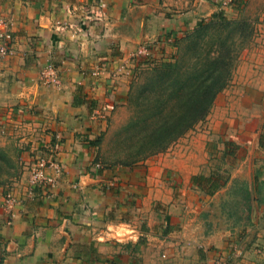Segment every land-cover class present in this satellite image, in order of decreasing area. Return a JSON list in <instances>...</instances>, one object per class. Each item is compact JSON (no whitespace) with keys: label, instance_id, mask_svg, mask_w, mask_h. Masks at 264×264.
Returning <instances> with one entry per match:
<instances>
[{"label":"crops","instance_id":"0c3cea01","mask_svg":"<svg viewBox=\"0 0 264 264\" xmlns=\"http://www.w3.org/2000/svg\"><path fill=\"white\" fill-rule=\"evenodd\" d=\"M223 1L209 0L207 15L220 10L237 21L250 10L264 21V0ZM199 22L165 16L147 0H0V44L4 32L11 34V53L0 58V128L24 127L20 142L31 144L26 164L44 157L61 166L58 174L46 168L58 178L51 191L24 177L0 185V264H264L260 52L234 74L231 88L239 97L226 103L228 116L214 113L208 136L191 140L204 149L219 129L217 118H227L226 147L235 164L228 162L222 171L227 183L214 193L194 176L221 171L192 144L177 143L134 166L95 159L98 128L125 101L140 49L150 46L156 57H167L174 40L159 46L158 39L179 38ZM50 64L59 84L44 75ZM235 179L246 182L255 213L250 216L242 199L241 225L205 234L199 213L189 212L215 202ZM9 193L16 200L12 209L6 206Z\"/></svg>","mask_w":264,"mask_h":264},{"label":"rangeland","instance_id":"374dc122","mask_svg":"<svg viewBox=\"0 0 264 264\" xmlns=\"http://www.w3.org/2000/svg\"><path fill=\"white\" fill-rule=\"evenodd\" d=\"M147 2L150 3V6H153V9L165 14V16L182 18L187 22H193L197 19L200 22L198 25L189 27L185 35L173 41L174 51L171 55L156 57L155 52H153L148 58L137 57L140 60L136 61L134 65L131 88L125 101L115 106L107 114L106 124L98 128V132L96 133L94 143L96 147L95 159L104 165L121 164L120 162L125 165H138L146 159L166 153L171 147L176 146L180 142L185 145L192 144V147L195 149L194 143H191V140H195L194 137L198 136L199 133L208 136V132L210 131L208 123L212 122V115L214 113H218V115L225 113L228 116V112H225V108L228 107L226 103L235 102L239 97V94L236 93L237 91L231 88L232 85H235L233 81L238 70L241 71L242 67L247 66V63L244 62H247L248 57L256 55L259 52L264 55L261 51L264 50V32L261 31L264 26H259V23L262 24L264 21L260 20V15L257 12L251 13L250 10L246 11L243 16L238 17L240 18L238 22H233L228 21V16H219L220 10L212 15H207L209 13L208 5H211L209 0H147ZM222 41L228 47V63L229 60H233L234 73L228 85L217 96L207 117L195 124L165 150L148 155L142 159H136L137 149L134 143L148 136L138 128L139 121L145 119L144 116L150 113V108L155 106V99L159 95L154 92L155 88L148 84V79H146L148 74L153 72L152 69L168 64H178L182 68V71L188 73V68L191 65H195L196 61L200 60L204 62L206 58L217 55L220 49L218 46ZM251 63L254 64V62L250 61L249 64ZM175 76L171 75L168 84H164L167 91L174 87L172 82ZM225 89L232 91L224 93ZM168 103L171 105L172 100L168 101ZM142 110H146L144 115H140L143 114ZM98 117L101 116L98 114ZM217 119L219 121V125L217 122L219 129L216 130V136L212 137L211 140L206 139L204 149H195V153L204 156L209 162L213 161L211 167L216 172L221 171V173H217L216 175H221L222 179L220 182H222L226 176L222 171L228 168V162L233 165L235 163L230 161L231 158L228 156V148L226 147L228 145L227 118L221 117ZM25 133L24 127L17 123H14V126L0 128V151L10 162L7 167L9 175L2 179V185L4 186H12L23 177L29 183L33 160L29 161L30 164H26L24 155L27 150H30L31 144L20 142V137ZM184 139L188 141H184ZM226 165L227 167H225ZM241 183V181L234 183L233 188L235 189V193L225 191L216 198L215 202H211L210 205L207 203V207L189 212V215L199 213L205 234L208 235L218 229L241 225L236 220L239 218L241 210L239 203L242 197L246 198L240 191ZM8 196L15 200L13 193H9ZM200 201L205 202L203 199H200ZM244 201L250 204L251 197L249 200L244 199ZM246 209L249 210L250 216L256 211V208H252L251 205ZM186 215H188L187 212Z\"/></svg>","mask_w":264,"mask_h":264},{"label":"trees","instance_id":"16d2710c","mask_svg":"<svg viewBox=\"0 0 264 264\" xmlns=\"http://www.w3.org/2000/svg\"><path fill=\"white\" fill-rule=\"evenodd\" d=\"M218 47L220 49L217 55L206 58L204 62L196 61L195 65L188 68V73L182 71L178 64H168L152 69L153 72L148 74L146 78L148 84L154 87V92L159 95L155 99V106L150 108V113L144 116L145 119L139 121L138 128L148 136L134 143L137 149L136 159L165 150L195 124L207 117L217 96L228 85L234 73L233 60H229L228 63L227 45L225 46V42L222 41ZM171 75H176L174 80L172 79L174 87L167 91L164 84H168ZM170 100H172L171 105L168 103ZM142 113L140 115H144L146 110H142ZM9 164V160L0 151V185H2V179L9 175L7 168ZM221 179L219 174L194 176V182L208 193H214L220 184L227 183L226 178L220 182ZM239 181L242 182L240 191L246 197L242 199L249 200L250 192L246 188L245 181L235 179L233 185ZM233 185L229 192L235 193ZM246 203L249 208L250 204ZM239 219L240 216L236 219L237 222Z\"/></svg>","mask_w":264,"mask_h":264},{"label":"built area","instance_id":"2783aa9c","mask_svg":"<svg viewBox=\"0 0 264 264\" xmlns=\"http://www.w3.org/2000/svg\"><path fill=\"white\" fill-rule=\"evenodd\" d=\"M232 0H224L221 4H229ZM2 42L0 44V58L7 56L11 53L10 46L8 41L11 39V34L9 32H4L2 35ZM177 39L176 36H161L157 44L159 46L165 45L168 40H175ZM153 53V47L144 46L140 49V53L138 54L141 57L148 58ZM47 77V80L54 84H59V79L57 76V68L53 65H49L47 68L46 73L44 74ZM53 167L58 174L61 172V166L55 162H50L44 157H39L35 160L31 168V176L29 178V183L31 186H42L49 191L55 189L58 186V178L56 176H51L47 173L46 168ZM99 165H95V172L99 169ZM16 204L15 200L11 199L7 196L6 206L9 209H12L13 206ZM211 264H226V262L222 259L214 260Z\"/></svg>","mask_w":264,"mask_h":264}]
</instances>
